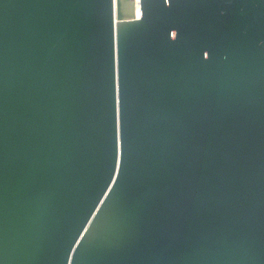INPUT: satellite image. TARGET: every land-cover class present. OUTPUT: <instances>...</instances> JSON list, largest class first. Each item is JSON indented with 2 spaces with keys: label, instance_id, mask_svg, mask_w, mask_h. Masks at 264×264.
<instances>
[{
  "label": "water",
  "instance_id": "water-1",
  "mask_svg": "<svg viewBox=\"0 0 264 264\" xmlns=\"http://www.w3.org/2000/svg\"><path fill=\"white\" fill-rule=\"evenodd\" d=\"M0 0V264H264V0Z\"/></svg>",
  "mask_w": 264,
  "mask_h": 264
},
{
  "label": "bare ground",
  "instance_id": "bare-ground-1",
  "mask_svg": "<svg viewBox=\"0 0 264 264\" xmlns=\"http://www.w3.org/2000/svg\"><path fill=\"white\" fill-rule=\"evenodd\" d=\"M123 1V12L125 16H129L128 14L133 12V16H137L139 0H122Z\"/></svg>",
  "mask_w": 264,
  "mask_h": 264
},
{
  "label": "snow or ice",
  "instance_id": "snow-or-ice-1",
  "mask_svg": "<svg viewBox=\"0 0 264 264\" xmlns=\"http://www.w3.org/2000/svg\"><path fill=\"white\" fill-rule=\"evenodd\" d=\"M173 6H175V0H173Z\"/></svg>",
  "mask_w": 264,
  "mask_h": 264
},
{
  "label": "rangeland",
  "instance_id": "rangeland-1",
  "mask_svg": "<svg viewBox=\"0 0 264 264\" xmlns=\"http://www.w3.org/2000/svg\"><path fill=\"white\" fill-rule=\"evenodd\" d=\"M133 15V12L132 13H130V16H132Z\"/></svg>",
  "mask_w": 264,
  "mask_h": 264
}]
</instances>
